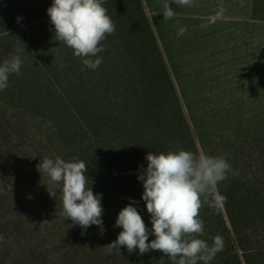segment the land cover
Returning <instances> with one entry per match:
<instances>
[{
  "label": "rangeland",
  "instance_id": "374dc122",
  "mask_svg": "<svg viewBox=\"0 0 264 264\" xmlns=\"http://www.w3.org/2000/svg\"><path fill=\"white\" fill-rule=\"evenodd\" d=\"M166 2L104 0L115 32L91 70L56 40L52 0H0V62L25 47L21 74L0 91V264H172L158 250L108 254L128 203L152 226L144 188L133 197L126 181L137 180L149 152H200L201 138L209 148L227 132L264 137V0L171 4L170 20ZM220 5L226 12L210 23ZM179 26L187 33L177 37ZM55 156L86 163L102 194L101 226L82 233L65 219L61 187L37 169ZM200 217L205 240L225 225L224 209L205 206Z\"/></svg>",
  "mask_w": 264,
  "mask_h": 264
},
{
  "label": "clouds",
  "instance_id": "9594fccd",
  "mask_svg": "<svg viewBox=\"0 0 264 264\" xmlns=\"http://www.w3.org/2000/svg\"><path fill=\"white\" fill-rule=\"evenodd\" d=\"M171 4L191 7L193 0H167L162 11L164 19L170 20L176 15ZM225 12L226 8L220 5L210 23ZM47 13L56 40L72 49L86 68L96 70L102 63L98 54L105 51L103 41L115 32L104 0H52ZM186 33V27H178L177 37ZM23 51L25 47H18L0 62V91L9 86L10 76L21 74ZM146 160L147 166L141 168L137 179L143 182L142 199L150 214L151 229L134 206L138 202L133 200L118 213L115 226L121 231L116 240L106 245L108 254L120 253L123 246L129 253L137 249L140 254L158 250L172 264H211L224 250L225 241L220 235L211 244L201 238L205 224L200 210L205 206L217 212L224 208L227 197L220 193L218 186L228 180L230 173L236 174L231 164L223 154L210 155L183 148L149 152ZM37 169L50 178L52 185L61 187L65 219L70 218L73 224L79 225L82 233L91 225H102V194L93 192L92 183L89 186L88 167L83 160L44 157ZM47 189L56 198L55 188ZM150 235L154 239L149 240Z\"/></svg>",
  "mask_w": 264,
  "mask_h": 264
},
{
  "label": "trees",
  "instance_id": "16d2710c",
  "mask_svg": "<svg viewBox=\"0 0 264 264\" xmlns=\"http://www.w3.org/2000/svg\"><path fill=\"white\" fill-rule=\"evenodd\" d=\"M181 127L187 139L188 129L184 124ZM217 138L209 148L211 140L201 138V151L210 155L223 154L236 174L230 173L228 180L218 186L220 193L227 197L223 208L226 220L223 223L221 219L225 225L220 231H212L206 241L211 244L213 238L220 235L225 248L211 264H264V137L254 139L243 132H227ZM126 182L129 185L123 193L140 198L143 182L138 179ZM209 223V226L216 225Z\"/></svg>",
  "mask_w": 264,
  "mask_h": 264
}]
</instances>
